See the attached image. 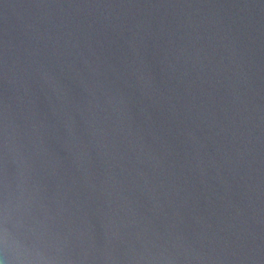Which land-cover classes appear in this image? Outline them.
I'll list each match as a JSON object with an SVG mask.
<instances>
[{"label":"water","instance_id":"water-1","mask_svg":"<svg viewBox=\"0 0 264 264\" xmlns=\"http://www.w3.org/2000/svg\"><path fill=\"white\" fill-rule=\"evenodd\" d=\"M0 264H264V0H0Z\"/></svg>","mask_w":264,"mask_h":264}]
</instances>
